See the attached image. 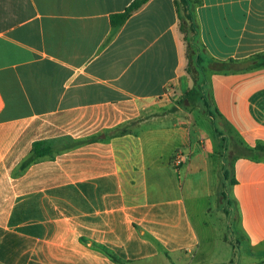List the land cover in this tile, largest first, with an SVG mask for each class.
Instances as JSON below:
<instances>
[{"label": "crops", "instance_id": "0c3cea01", "mask_svg": "<svg viewBox=\"0 0 264 264\" xmlns=\"http://www.w3.org/2000/svg\"><path fill=\"white\" fill-rule=\"evenodd\" d=\"M135 1L0 0V264H221L212 205L181 179L204 173L215 196L213 152L177 106L195 85L181 21L222 121L255 147L264 67L208 65L264 55V0H146L120 24ZM37 143L55 153L26 165ZM233 178L244 264H264V159L237 158Z\"/></svg>", "mask_w": 264, "mask_h": 264}, {"label": "rangeland", "instance_id": "374dc122", "mask_svg": "<svg viewBox=\"0 0 264 264\" xmlns=\"http://www.w3.org/2000/svg\"><path fill=\"white\" fill-rule=\"evenodd\" d=\"M205 79L206 81L204 82L208 83V78ZM177 106H179L186 113H193L192 116L194 115L193 121L194 124H196V128L204 131V145L210 147L213 152L212 158L214 168L211 177L214 183V197L210 200L207 198V187L206 184H204L205 177L203 178L204 173L191 176V178H184L181 176L184 184L187 183L188 179V182L194 183V187L198 190L199 197H201L200 203L204 208H207L210 203L212 205V215H208V219L212 221V226L215 229L216 247L214 248L212 255H210L211 262L221 264H244L246 258L251 255L247 253L245 239L239 230L238 224L234 220L235 208L230 206L228 199H226L225 196L226 194L227 197L229 196L230 185L233 177L230 176V171H232L231 167L234 161V159L231 158L232 153H234L232 149L233 146H231V140L227 137L228 135H231L233 138L236 137L232 135L229 128L220 119L214 123L208 114L205 113V108L202 104L194 105L191 104L188 99L185 101L183 98ZM187 117V120H189L190 117ZM183 122L184 128H188L190 126L189 122ZM216 126H218L220 131L225 134L221 136L217 133ZM193 131L191 133L192 142L195 140ZM239 141L241 140L239 139ZM166 150L168 152L169 148H166ZM178 154L185 155L183 151H180ZM194 161H196V158H194ZM199 227L202 230L204 229V225L202 223H199ZM225 237L232 244L225 242Z\"/></svg>", "mask_w": 264, "mask_h": 264}, {"label": "trees", "instance_id": "16d2710c", "mask_svg": "<svg viewBox=\"0 0 264 264\" xmlns=\"http://www.w3.org/2000/svg\"><path fill=\"white\" fill-rule=\"evenodd\" d=\"M145 2L146 0L135 1L126 10L124 14L119 16V19H120L119 23L120 24L123 23L134 11L139 9ZM177 3H178L179 8L182 7L183 9H186V10H188L189 7L192 6L191 1L189 0H178ZM181 26H182L183 32L186 34V38L188 41L189 63L187 67V72L195 82L194 87L190 89L184 95L183 98L185 101L186 99H188L191 102V104H194V105L202 104L205 108V113L208 114V116L212 119L214 123L217 122L218 119L222 121V118H221L222 116L214 105L213 96H212V87L209 85V82L208 83L204 82L206 81L205 78H207L206 77V73H207L206 67L207 66H205V59L203 58L200 49L198 48V46H196L198 44V41L197 39L194 38L199 31L198 25L195 22L192 15L184 14L182 16ZM262 67H264V55H258L245 62H237L235 60H230L226 62L213 61L208 65V68L216 74L237 73V72H243V71H248V70H254V69H258ZM127 131H128L127 128H123L120 130V133L125 134ZM216 131L221 136L225 134L220 131L218 126H216ZM227 138L231 140V146H233L232 149L234 153H232L231 158L234 159V161L240 157L253 158L257 160L264 159V144H259L255 147H250L246 145L243 141H239L237 137L233 138L231 137V135L230 136L228 135ZM55 150L56 149L52 148L51 146H46L44 143H37L34 145V149H33V153L31 157L26 161L25 164L28 165L38 158H41L47 155H53L55 153ZM231 168H232V171H230V176H233V165ZM235 183L236 181L232 177L231 185ZM225 196H226V199H228V203L230 204V206H233L235 208L234 220L236 223H238L239 211H237L235 205L229 199V196L227 197V194ZM111 257L115 261H117L119 264H126L120 259H117L115 256H111Z\"/></svg>", "mask_w": 264, "mask_h": 264}, {"label": "built area", "instance_id": "2783aa9c", "mask_svg": "<svg viewBox=\"0 0 264 264\" xmlns=\"http://www.w3.org/2000/svg\"><path fill=\"white\" fill-rule=\"evenodd\" d=\"M185 160V156L183 154H177L175 157V161L177 164H181Z\"/></svg>", "mask_w": 264, "mask_h": 264}]
</instances>
